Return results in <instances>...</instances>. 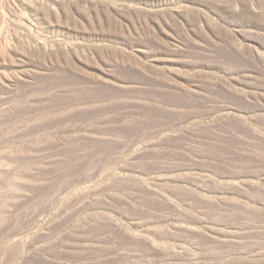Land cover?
I'll return each instance as SVG.
<instances>
[{"label": "rangeland", "instance_id": "obj_1", "mask_svg": "<svg viewBox=\"0 0 264 264\" xmlns=\"http://www.w3.org/2000/svg\"><path fill=\"white\" fill-rule=\"evenodd\" d=\"M0 264H264V0H0Z\"/></svg>", "mask_w": 264, "mask_h": 264}, {"label": "bare ground", "instance_id": "obj_2", "mask_svg": "<svg viewBox=\"0 0 264 264\" xmlns=\"http://www.w3.org/2000/svg\"><path fill=\"white\" fill-rule=\"evenodd\" d=\"M20 113V112H19Z\"/></svg>", "mask_w": 264, "mask_h": 264}]
</instances>
